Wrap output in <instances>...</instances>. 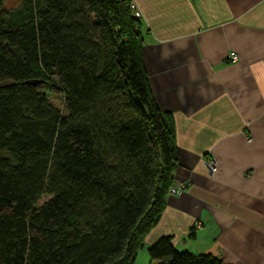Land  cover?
Instances as JSON below:
<instances>
[{
  "label": "trees",
  "instance_id": "16d2710c",
  "mask_svg": "<svg viewBox=\"0 0 264 264\" xmlns=\"http://www.w3.org/2000/svg\"><path fill=\"white\" fill-rule=\"evenodd\" d=\"M0 0V264H134L175 183V123L132 0ZM49 93H57L56 105ZM157 264H224L148 248Z\"/></svg>",
  "mask_w": 264,
  "mask_h": 264
},
{
  "label": "crops",
  "instance_id": "0c3cea01",
  "mask_svg": "<svg viewBox=\"0 0 264 264\" xmlns=\"http://www.w3.org/2000/svg\"><path fill=\"white\" fill-rule=\"evenodd\" d=\"M132 2L153 95L175 123L174 181L188 183L167 197L143 249L169 236L224 264H264V0Z\"/></svg>",
  "mask_w": 264,
  "mask_h": 264
},
{
  "label": "built area",
  "instance_id": "2783aa9c",
  "mask_svg": "<svg viewBox=\"0 0 264 264\" xmlns=\"http://www.w3.org/2000/svg\"><path fill=\"white\" fill-rule=\"evenodd\" d=\"M132 9L135 11V15L137 17L141 16L140 11L137 9L136 5L134 3H132ZM239 56L237 55V53L232 52L230 53L229 56V61L230 62H236L238 61ZM208 166L211 170L212 173H216L217 171V162L215 159H211L208 161ZM188 183L187 181H180V182H175L169 189V195H180L182 193H184V191L187 189Z\"/></svg>",
  "mask_w": 264,
  "mask_h": 264
},
{
  "label": "rangeland",
  "instance_id": "374dc122",
  "mask_svg": "<svg viewBox=\"0 0 264 264\" xmlns=\"http://www.w3.org/2000/svg\"><path fill=\"white\" fill-rule=\"evenodd\" d=\"M22 2V0H7L6 3H5V8L7 10H11V9H15L17 8L20 3ZM49 96L51 98V100L58 106L62 105V101H61V97L59 96V94L57 93H49ZM141 253H146V256L149 257V254L147 249H141L139 252H138V262L141 263V264H145L144 261H142V256H141ZM147 259H150L151 258H147Z\"/></svg>",
  "mask_w": 264,
  "mask_h": 264
}]
</instances>
